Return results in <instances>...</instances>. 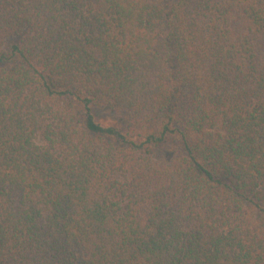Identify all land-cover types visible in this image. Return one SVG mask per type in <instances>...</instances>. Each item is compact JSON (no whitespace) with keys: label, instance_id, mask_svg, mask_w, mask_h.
Listing matches in <instances>:
<instances>
[{"label":"trees","instance_id":"1","mask_svg":"<svg viewBox=\"0 0 264 264\" xmlns=\"http://www.w3.org/2000/svg\"><path fill=\"white\" fill-rule=\"evenodd\" d=\"M0 264H264V0H0Z\"/></svg>","mask_w":264,"mask_h":264},{"label":"rangeland","instance_id":"2","mask_svg":"<svg viewBox=\"0 0 264 264\" xmlns=\"http://www.w3.org/2000/svg\"><path fill=\"white\" fill-rule=\"evenodd\" d=\"M159 154H160L159 156H160L163 160H168L170 157H172L173 155H175V154L173 153V150H171V149H167V150H165V151H163V152H160Z\"/></svg>","mask_w":264,"mask_h":264}]
</instances>
